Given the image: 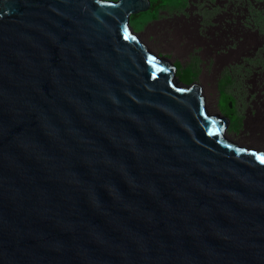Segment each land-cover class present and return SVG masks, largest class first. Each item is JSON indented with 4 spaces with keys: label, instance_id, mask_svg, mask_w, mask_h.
Masks as SVG:
<instances>
[{
    "label": "water",
    "instance_id": "water-1",
    "mask_svg": "<svg viewBox=\"0 0 264 264\" xmlns=\"http://www.w3.org/2000/svg\"><path fill=\"white\" fill-rule=\"evenodd\" d=\"M151 0H0V264H264V149L137 37Z\"/></svg>",
    "mask_w": 264,
    "mask_h": 264
},
{
    "label": "rangeland",
    "instance_id": "rangeland-1",
    "mask_svg": "<svg viewBox=\"0 0 264 264\" xmlns=\"http://www.w3.org/2000/svg\"><path fill=\"white\" fill-rule=\"evenodd\" d=\"M148 17L142 28L131 20L136 37L176 74L196 72L189 84L230 119L227 136L264 149V0H183Z\"/></svg>",
    "mask_w": 264,
    "mask_h": 264
},
{
    "label": "trees",
    "instance_id": "trees-1",
    "mask_svg": "<svg viewBox=\"0 0 264 264\" xmlns=\"http://www.w3.org/2000/svg\"><path fill=\"white\" fill-rule=\"evenodd\" d=\"M182 1L183 0H151L152 6H151V9L149 10V12H147V17L135 19L132 22L139 24L142 28L144 26V24L148 21L147 20L149 18L148 16L150 14H152V12H157L159 10V8L164 7V6H176ZM195 74H196V72H194L192 70V68H190V67L182 68V69L180 68V69H178V72H177L178 77L182 81L187 82V83L192 82L193 75H195ZM224 106L229 107L226 104Z\"/></svg>",
    "mask_w": 264,
    "mask_h": 264
}]
</instances>
